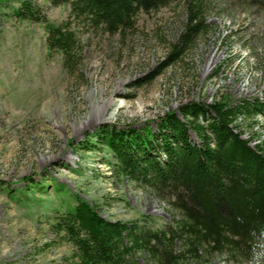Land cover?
I'll list each match as a JSON object with an SVG mask.
<instances>
[{
    "label": "rangeland",
    "instance_id": "374dc122",
    "mask_svg": "<svg viewBox=\"0 0 264 264\" xmlns=\"http://www.w3.org/2000/svg\"><path fill=\"white\" fill-rule=\"evenodd\" d=\"M20 1L0 0V264H74L79 235L60 217L78 202L125 227L128 264H264L238 253L249 237L227 235L215 250L208 230L188 232V192L116 176L97 141L104 128L155 133L173 115L199 146L193 126L208 120L183 118L184 106L264 103V0H203V27L176 54L190 0L141 7L115 28L77 18L63 0H30L40 17L18 18ZM49 26L76 39L70 69L48 46ZM231 124L264 150L263 115Z\"/></svg>",
    "mask_w": 264,
    "mask_h": 264
},
{
    "label": "trees",
    "instance_id": "16d2710c",
    "mask_svg": "<svg viewBox=\"0 0 264 264\" xmlns=\"http://www.w3.org/2000/svg\"><path fill=\"white\" fill-rule=\"evenodd\" d=\"M63 1H72L77 18L95 26L105 24L115 28L125 26L141 7H156L169 0ZM188 3L189 24L174 54L203 27L198 19L204 9L203 0ZM39 12L30 0H22L13 15L37 19ZM196 18L198 22L192 24ZM68 29L49 26L47 42L50 48L61 52L64 65L70 69L77 57V43ZM251 110L264 116V103L243 102L230 108L218 103L181 108L183 118L197 120L201 116L208 120L206 127L193 126L199 146L188 142L185 124L173 115L166 117L155 133L143 135L134 130L104 128L97 141L112 152L116 176H127L159 188L170 185L184 188L191 202L198 205L191 204V209H185L188 232L198 228L208 230L209 244L215 250L227 235L249 237V246L242 247L238 253L264 263V150L251 147L231 124L237 114ZM64 218L60 217L64 230L70 234L76 230L79 235L74 242V264H98L100 259H105L107 264H128L131 248L122 243L127 232L124 226L103 221L90 206L79 202Z\"/></svg>",
    "mask_w": 264,
    "mask_h": 264
}]
</instances>
